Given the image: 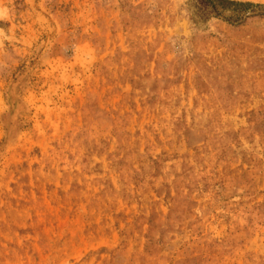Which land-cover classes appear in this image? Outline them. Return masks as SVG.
I'll return each mask as SVG.
<instances>
[{
    "label": "rangeland",
    "instance_id": "rangeland-1",
    "mask_svg": "<svg viewBox=\"0 0 264 264\" xmlns=\"http://www.w3.org/2000/svg\"><path fill=\"white\" fill-rule=\"evenodd\" d=\"M0 0V264H264V0Z\"/></svg>",
    "mask_w": 264,
    "mask_h": 264
},
{
    "label": "trees",
    "instance_id": "trees-1",
    "mask_svg": "<svg viewBox=\"0 0 264 264\" xmlns=\"http://www.w3.org/2000/svg\"><path fill=\"white\" fill-rule=\"evenodd\" d=\"M203 6H210L215 12L220 10H229L237 12L239 10L248 9L251 5L249 3H242L233 0H200Z\"/></svg>",
    "mask_w": 264,
    "mask_h": 264
}]
</instances>
